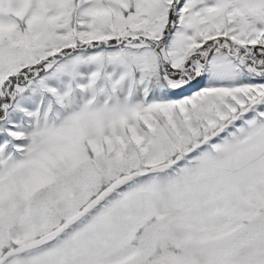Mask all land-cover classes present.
Wrapping results in <instances>:
<instances>
[{"label":"snow or ice","instance_id":"1","mask_svg":"<svg viewBox=\"0 0 264 264\" xmlns=\"http://www.w3.org/2000/svg\"><path fill=\"white\" fill-rule=\"evenodd\" d=\"M0 264H264V0H0Z\"/></svg>","mask_w":264,"mask_h":264}]
</instances>
